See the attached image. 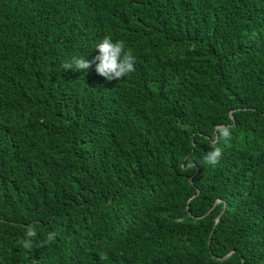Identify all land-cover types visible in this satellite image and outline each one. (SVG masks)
I'll use <instances>...</instances> for the list:
<instances>
[{"label": "trees", "instance_id": "1", "mask_svg": "<svg viewBox=\"0 0 264 264\" xmlns=\"http://www.w3.org/2000/svg\"><path fill=\"white\" fill-rule=\"evenodd\" d=\"M0 264H264V0H0Z\"/></svg>", "mask_w": 264, "mask_h": 264}, {"label": "clouds", "instance_id": "2", "mask_svg": "<svg viewBox=\"0 0 264 264\" xmlns=\"http://www.w3.org/2000/svg\"><path fill=\"white\" fill-rule=\"evenodd\" d=\"M98 55L92 60L84 57L73 56L63 64V69H71L73 71H83L92 68L95 65V71L98 75L104 77L108 81L120 80L128 74L135 71V57L131 49H125L124 41L117 40L113 42L111 37L105 36L96 46ZM232 132L229 126L218 125L214 128L211 134L210 147L211 151L203 157V162L208 165L215 166L222 157L223 149L219 147L222 142H227L231 139ZM196 163L191 158H185L181 163L180 170L187 171L195 169ZM57 233L49 232L47 238L39 242L40 247L50 244ZM37 236V231L34 227H28L25 232V238L19 241L18 246L28 250H33V241ZM101 259H107L105 255Z\"/></svg>", "mask_w": 264, "mask_h": 264}, {"label": "water", "instance_id": "3", "mask_svg": "<svg viewBox=\"0 0 264 264\" xmlns=\"http://www.w3.org/2000/svg\"><path fill=\"white\" fill-rule=\"evenodd\" d=\"M224 208H225V206H224ZM223 212H224V210H222V212L219 214V216L216 219V222H218V220L220 219V217H221V215H222ZM229 255L230 254H228L226 256H223V257H219L218 259H226L227 257H229Z\"/></svg>", "mask_w": 264, "mask_h": 264}]
</instances>
